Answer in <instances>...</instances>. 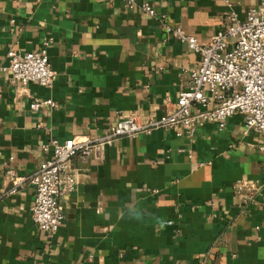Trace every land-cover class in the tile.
<instances>
[{"label":"crops","instance_id":"1","mask_svg":"<svg viewBox=\"0 0 264 264\" xmlns=\"http://www.w3.org/2000/svg\"><path fill=\"white\" fill-rule=\"evenodd\" d=\"M135 2L155 16L123 0H0V64L8 49L30 52L50 39L54 71L48 87L0 72V264H264V153L254 130L242 133L241 115L222 128L153 129L103 145L96 159L74 157L75 184L59 199L63 219L51 237L30 219L33 188L7 193L6 170L33 173L49 137L94 140L116 113L167 114L198 55L164 25L204 44L228 10L242 19L260 0ZM33 98L55 107L31 111ZM246 180L260 185L256 204L234 190Z\"/></svg>","mask_w":264,"mask_h":264},{"label":"built area","instance_id":"2","mask_svg":"<svg viewBox=\"0 0 264 264\" xmlns=\"http://www.w3.org/2000/svg\"><path fill=\"white\" fill-rule=\"evenodd\" d=\"M123 4L127 8L136 5L145 15L155 16L154 9L147 2L137 4L135 0H123ZM226 19L227 23L204 44L197 43L179 26L164 25L166 33L198 55V63L189 71L185 87L162 118L140 119L134 113H116L115 123L97 139L57 141L49 137L40 146L49 156L30 175L18 176L12 170H6L5 175L11 183L8 194L16 192L24 184L33 188L29 214L38 230L51 237L61 224L63 215L59 199L75 184L71 160L74 157L81 162L88 158L96 159L103 145H109L118 138L132 137L153 129L176 131L181 128L191 135L204 123L213 122L222 128L228 117L241 115L242 133L254 130L259 139L256 148L264 153V0H260L258 7L248 8L242 19L232 10L227 11ZM49 44L50 39H43L34 51L8 49L6 65L0 64V72H9L11 83L25 85L35 82L42 87L50 86L54 71L46 54ZM43 106L52 108L55 103L50 99L37 98L29 103L31 111ZM175 134L180 135L179 132ZM234 190L241 203L256 204L255 196L260 185L253 181H239L234 183Z\"/></svg>","mask_w":264,"mask_h":264}]
</instances>
